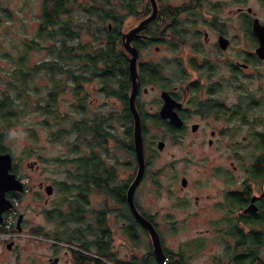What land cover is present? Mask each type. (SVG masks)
Instances as JSON below:
<instances>
[{"label":"flooded vegetation","instance_id":"obj_1","mask_svg":"<svg viewBox=\"0 0 264 264\" xmlns=\"http://www.w3.org/2000/svg\"><path fill=\"white\" fill-rule=\"evenodd\" d=\"M250 1L112 0L121 19L116 24L119 34L114 49L121 48L127 61L128 74L124 85L121 86L116 77L101 78L96 68L88 71L90 76L78 72L80 76L76 81L68 71L62 72L61 90L72 93L81 113L89 108V99L95 98L86 90V84H92L91 81L96 84L92 93L109 99L106 112H96L76 120L80 126L76 129V151L81 153L73 159L75 172L67 170L69 176H73L72 181L60 182L61 202L66 204V210L56 208L57 213L68 221L70 214H75L77 224H54L49 228L43 224H32L26 227L22 224L24 216L17 209L18 215L22 214L21 222L15 224L14 236L0 244V264H173L182 260L181 253L175 256L164 246L157 223L142 207L137 192L146 179L159 186L155 171L159 173L163 167H169L172 174L180 168L183 173L178 177L177 188L182 192L188 187L191 182L187 171L194 161L192 157L183 156L180 166L171 161L156 170H149L150 155L164 150L167 139L174 144H182L187 135H200L199 142L208 147H216L218 142L225 154L228 146H237L244 139H249L257 150L245 167L246 177L238 186H228L226 162L213 166L214 175H222L224 186L219 189L218 199L207 202L205 206L224 211L223 218L211 220V224H225L226 234L234 240L229 257L256 249L255 260L264 261L260 255L264 236L260 240L258 235L260 232L264 235V107L259 110L261 98L254 90L249 92L243 80V76L261 75L258 69L264 55L259 56L257 49L260 46L259 35L264 36V0ZM127 17L137 21L128 30H122ZM148 17L143 27L129 40L136 49L133 104L139 118L143 156V170L133 189L132 201L137 211L154 226L164 262H159L147 228L133 216L127 199V190L136 175L138 163L133 143L134 113L129 102L133 87L129 73L131 53L125 48L124 40L125 33ZM112 23L109 22V28ZM92 102L91 105L96 104V100ZM115 117L122 125V138L116 136L110 125ZM245 126L247 136H241L240 141L237 138L227 141L228 133L236 134ZM148 132H158L160 136L148 141ZM110 140L114 142L111 146L113 153L118 148L131 156L126 162L118 158L109 160L102 155ZM104 151L107 153L109 150ZM229 163L235 170L234 160L230 159ZM9 171L20 180L22 190L8 189L5 196L11 205L12 199H16L18 204L22 191L27 190L29 179L17 172L13 160ZM91 174L97 177H88ZM254 181L259 184L258 188L252 187ZM193 182L200 183L199 179ZM101 183L105 185L100 186ZM46 185L52 187L49 193ZM38 187L43 188L47 195L54 191L53 184L43 181H38ZM71 190L74 194L69 197L66 193ZM166 190L173 193L169 186ZM12 192L19 197L9 196ZM90 196H100L102 200L91 206ZM177 197L180 205L191 202L187 195L177 194ZM204 197L207 201L210 196L206 193ZM192 200L197 204L202 197L195 194ZM56 210L44 208L43 211L52 217ZM234 210L235 218L231 217ZM4 213L5 210L2 217ZM109 214L119 219L121 224H108ZM248 218L255 221H246ZM251 230L255 233L254 243L238 244ZM116 239L119 240L117 244ZM147 240L150 247L145 250Z\"/></svg>","mask_w":264,"mask_h":264},{"label":"rangeland","instance_id":"obj_2","mask_svg":"<svg viewBox=\"0 0 264 264\" xmlns=\"http://www.w3.org/2000/svg\"><path fill=\"white\" fill-rule=\"evenodd\" d=\"M0 1L6 3L13 12L12 19L3 20L0 25L1 93L6 87L5 80L11 77L10 72L16 66L15 59L24 51V41L35 37L41 0ZM249 2L251 1L249 0ZM230 6L228 5V7ZM136 21L134 18L127 17L123 21L121 29L128 30L129 26ZM232 30L235 31L233 27ZM36 39V42H41L42 45L33 46L27 50V63L30 66L51 58L45 46L52 39ZM79 39L87 41L90 37L82 32ZM92 45L95 46L96 44L93 43ZM6 50H8L9 56L3 55L2 51ZM147 52L148 50H146ZM83 56L84 53L80 51L77 53L75 61H63V64L67 67L72 66L77 73L81 71L90 76V72L85 69V64L88 61H85ZM259 64L258 70L261 75L251 78L243 76V80L249 88V92L254 90L261 98L262 103L258 109L262 110L264 107V61ZM63 77V73L59 74L60 87L54 102V108L57 112L56 118L49 109V111L42 109L45 106L51 81L45 70H38L28 80L29 105L18 113L7 127L3 126L4 123L0 119V147L6 148L5 150L10 152L17 172L29 179L27 190L22 191L17 204V209L24 216L22 224H26V227L32 224H43L46 228L53 227L54 224H77L75 220L68 221L64 217H58L56 210V208L66 210V204L63 205L61 202L63 193L60 182L66 179L69 182L72 181L73 176H69L67 170L70 169L75 172L76 162L73 159L81 153L73 149L74 142L78 141V132L72 128V124L82 116L87 117L96 112H106L105 109L108 108L109 99L92 93V88L96 84L95 81H91L92 84H86V90L90 96L94 95L95 98L89 99L91 101L88 104L89 108L84 114L81 113L79 108H76V98L72 96V93L69 91L64 93V90H61ZM92 100H96V104L91 105L94 103ZM257 113L254 112V114ZM110 125L116 136L122 138L123 129L117 117L111 120ZM59 130H62L60 135H58ZM147 134L148 141L160 136L158 132H148ZM243 135H248L246 126L236 134L228 133L227 141L230 142L236 138L240 141ZM199 137L200 135H187L182 144H174L172 140L167 139L164 150L156 153V155H150V172L162 164H166V162L172 161L176 166H180V159L183 156L192 157L194 161L189 164L190 167L187 171L191 182L188 187L182 192H179L177 188L178 177L183 173L180 168L178 172L172 174L173 172L169 167H163L159 173L155 171L160 180V185L156 186L151 179H146L137 192L138 199L142 207L150 212L156 221L164 246L175 256L179 253L182 254V261H174L173 264H232L228 254L231 251L230 245L234 240L226 234L225 224H211V220L222 219L224 211L208 209L205 206L208 204L207 202L218 199L219 189L224 186L222 175H214L213 166L226 162L228 186L231 184L238 186L240 180L246 177L245 167L249 165L252 155L257 150L249 139H244L237 146L236 144H233V147L228 146L227 154H225L218 142L216 147H208L199 142ZM155 142H153L154 147H156ZM112 145L114 146V142L110 140L104 147V149L109 150V155L108 152L105 153L104 149L105 154L101 152L107 159L118 158L126 162L131 157L118 148H115L116 151L113 153L111 151ZM230 159H233L237 166L235 170L229 163ZM194 179H199L200 183L195 184ZM38 181L53 184V193L47 195L43 188L38 187ZM258 185L256 181L252 182L253 188H258ZM166 186H169L173 193L169 194ZM206 193L210 196L207 201L204 197ZM66 194L71 197L74 191L71 190ZM177 194L187 195L191 202L180 205ZM195 194L202 197V200L197 204L192 200ZM90 200L91 206H95L102 198L90 196ZM44 208H55L56 213L54 216L48 217L43 211ZM235 212L236 210L232 212L233 216L231 215V217H236ZM109 216L108 224H121L119 219L111 217V214ZM90 219L88 218V220ZM171 220L172 222H170ZM118 242L119 240L116 239L115 243ZM144 246L145 250L149 249L148 240ZM260 255L264 258V245L260 249Z\"/></svg>","mask_w":264,"mask_h":264},{"label":"trees","instance_id":"obj_3","mask_svg":"<svg viewBox=\"0 0 264 264\" xmlns=\"http://www.w3.org/2000/svg\"><path fill=\"white\" fill-rule=\"evenodd\" d=\"M12 17L13 12L10 7L0 1V25L3 20L8 21ZM37 17L38 23L35 28V37L24 41V51L15 59L16 66L10 72L11 77L5 80L6 87L0 93V119L5 127L10 125L9 123H11L12 119L29 105L28 80L38 70H45L51 81L45 106L42 109H45V111L50 110L55 118L57 117L54 102L60 87L59 74L66 70L71 77H74V81L80 76L79 73L74 71L72 66H64L63 61H75L76 55L80 51L84 53L85 61H88L85 64V69L91 71L96 68L98 75L103 79L116 77L122 86L128 74L127 61L123 50L121 48L114 49L118 43L119 34L116 24H119L121 19L118 16V12L114 9L112 0H41ZM110 21H113L111 28L108 27ZM82 32L88 34L90 39L87 41L80 40L79 37ZM36 38L52 39L45 46L51 58L30 66L27 63V50L33 46L42 45L41 42H36ZM93 43L96 45L93 46ZM2 53L5 56H9L8 50L2 51ZM72 128L78 130L80 128L79 123L77 121L73 122ZM61 132L62 130H59L58 135ZM76 142L73 144V149L75 150ZM5 149L0 147V152L6 151ZM90 159L92 160V158ZM100 164H103V162H100ZM92 176L97 177L96 174H91L88 177ZM104 185L100 184V186ZM11 195L19 197L15 192L9 194V196ZM52 211L49 212L52 213ZM57 215L58 217L60 216L58 213ZM70 215L71 218L69 220L78 219L75 214ZM245 220L255 221L252 218ZM258 235L260 240L264 236L261 232ZM254 237L255 233L251 230L243 235L242 241H238V244H243L246 241L254 243ZM255 250L250 249L247 252H238L230 255L231 263L264 264V261L255 260Z\"/></svg>","mask_w":264,"mask_h":264},{"label":"water","instance_id":"obj_4","mask_svg":"<svg viewBox=\"0 0 264 264\" xmlns=\"http://www.w3.org/2000/svg\"><path fill=\"white\" fill-rule=\"evenodd\" d=\"M150 17H148L147 19H143L135 27H133L131 30L125 33L126 35H125V40H124L125 48L131 53V57L129 60V73H130L133 87H132V91L130 94L129 102H130V105L134 113L133 143H134V149H135L137 163H138L136 175L134 176L127 190V199H128V203L130 205L133 216L137 219V221H139V223L143 224L147 228L151 236V239H152V243L154 246V252L156 253L158 257L159 262H164L160 240H159L158 234L154 226L137 211L132 201L133 189L135 185L138 183V181L140 180L142 170H143V156L141 152V134H140V128H139V118L137 116V113L134 109V104H133V99H134V94H135V83L134 82H135V76H136V70H135L136 49L135 47L130 45L129 40L131 36L137 30L143 27V25L147 22V20ZM259 37H260V46H259V49H257V53L259 54V56H263L264 55V36L259 35ZM160 145L161 144H159V146ZM11 164H12V156L10 152L8 151L0 152V221L2 219V212L11 206V202L5 196V192L8 189H13V190H18V191L22 190V184L20 180L15 176L13 172L9 171ZM45 188L48 193L52 189L51 185H46ZM21 218H22V214H19L17 216V221H16L17 225L20 224Z\"/></svg>","mask_w":264,"mask_h":264},{"label":"built area","instance_id":"obj_5","mask_svg":"<svg viewBox=\"0 0 264 264\" xmlns=\"http://www.w3.org/2000/svg\"><path fill=\"white\" fill-rule=\"evenodd\" d=\"M16 204V199H12V205L5 210V213L0 221V244L8 238L14 236L16 233L14 230L18 216Z\"/></svg>","mask_w":264,"mask_h":264}]
</instances>
